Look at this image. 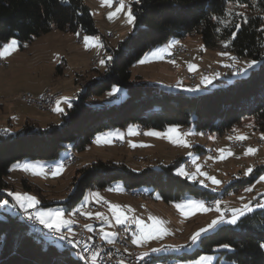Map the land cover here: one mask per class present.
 <instances>
[{
    "label": "trees",
    "instance_id": "trees-1",
    "mask_svg": "<svg viewBox=\"0 0 264 264\" xmlns=\"http://www.w3.org/2000/svg\"><path fill=\"white\" fill-rule=\"evenodd\" d=\"M244 3L253 11L248 23L238 18L227 26L220 22L229 8L237 5L236 0L231 3L226 0L134 3L137 21L133 32L117 48H107L113 59L107 62L100 79L82 86L78 101L67 110L62 123L45 129L27 123L17 133L0 134V264H80L71 247L63 243L61 249L54 243L56 238L51 240L35 233L20 213H12L13 206L9 213L3 212L6 177L15 163L23 160L52 162L59 159L69 145H73L71 151H84L98 134L129 125H138L142 130H166L193 124L198 131L223 133L252 118L264 132V115L261 114L264 109V33L259 31L264 29V0H244ZM213 16L219 17V21L212 19ZM235 23H241V29L233 40ZM54 28L80 33V36L98 34L92 12L83 0L64 3L60 0H0V48L2 43L14 38L23 46ZM195 34L202 37L209 49L228 43L236 56L261 61L260 68L248 79L197 96L172 92L133 78L134 63L148 51L173 38L184 39ZM113 86L124 89L122 102L108 105L90 102ZM173 169L171 166L161 170L148 168L136 173L123 164L94 162L78 172L80 178L76 180L75 192L69 196L68 209L74 208L90 189L111 187L117 181L126 191H143L150 187L165 203L180 201L188 194L205 201H214L220 196L192 185L175 175ZM262 241L264 211L257 209L238 226L222 225L203 237L191 257L214 254L218 243H231L235 253L227 250L218 253L227 264L233 259L239 264H264V251L259 248ZM184 257L185 254L181 258Z\"/></svg>",
    "mask_w": 264,
    "mask_h": 264
},
{
    "label": "rangeland",
    "instance_id": "rangeland-1",
    "mask_svg": "<svg viewBox=\"0 0 264 264\" xmlns=\"http://www.w3.org/2000/svg\"><path fill=\"white\" fill-rule=\"evenodd\" d=\"M83 1L92 12L98 34H84V36H80V33L75 34L52 30L47 34L35 38L32 42L26 43L27 47L19 44L17 51L11 53L7 58L0 59V134L17 133L27 123L35 125L38 129H45L51 124L59 125L62 123L63 115L67 114V110L70 109L67 105L63 103L60 105L63 108L62 113H56L52 110V112L43 111L36 105L26 102L24 97L30 96L38 99L49 93L56 97V99H59L61 96H67L70 100L77 102L79 94L82 92V86L91 84L93 78L100 79L105 72L107 63L105 66H100L99 60L105 59L107 61V56L111 55L107 48H117L133 32L134 27L126 24L124 12L119 13L111 21L107 19L108 13L115 11L116 7L119 6V0L118 2L113 0L111 7L102 5L100 0ZM129 3H132L133 7V0H125L126 5ZM229 10L233 13H244L247 17L253 13L249 7L240 8L237 5L231 6ZM238 18L240 17L229 16L227 13L220 23L225 25L226 22L227 25H230ZM80 37L82 38L81 40ZM85 37L92 38L87 47H85ZM10 41L11 39L2 43L0 51ZM97 41L104 47H97ZM172 41H179L180 46H183L190 56L182 54L174 59L164 57L162 60H156L150 55L151 52L157 51L154 50L157 49L156 47L148 51L141 58L144 59L147 55L148 62L144 64L137 62L135 64L132 69L133 78L135 79L137 75H140L146 78V80L141 78L145 82L158 83L172 92H182L188 96H197L193 94L199 93H189L184 91V89L199 85L204 75H213L216 72L220 73L219 79L213 80L212 84L208 85V87L212 85L218 86L219 83H222L220 86H229L230 84H234L237 79H248L252 72L258 70L261 66V61H259L245 75H232L231 69L223 67V65L229 64L231 61L219 55V53L227 51L229 55L236 56L230 50V47H223L225 43L220 44L216 49H209L198 34L184 39L173 38ZM238 58L237 68H243L246 61L252 60L250 58ZM173 60L175 63L169 62ZM191 62H196L198 66L197 71L189 72L188 66L184 65ZM193 77H196V79ZM112 88L124 90L119 86H113ZM201 88H203L202 85ZM111 90L90 100V102L100 104L98 100H103L108 104H118L124 100L125 91L120 98L112 97L113 95L109 96L108 93ZM201 91L204 90L202 89ZM248 125H254V127H249ZM129 127L135 128L138 134L129 136L125 144H123L124 146L116 145L115 141L121 140L115 138L110 145L102 144L98 146L93 141L94 143H91L86 150L75 152L77 157L75 163L67 166L64 165L63 172L57 177H51L49 169L53 168L56 164H63V157L69 154L73 149V145H69L60 158L52 162L23 160L15 163L10 169V174L6 177L8 186L4 188L3 193L6 195L4 199H7L9 204L2 206L3 212L9 213L13 204L19 207L12 197L8 196L9 192L26 193L34 195L40 203L33 208L27 209V211L19 207L22 212L34 211L36 213L37 211L47 212L49 210L55 212L59 210L64 212L63 219L74 221L71 225L72 228L75 225L91 224L94 231L97 230L99 234V229L104 228L106 232H115L118 235L116 227L119 226L110 228L107 223H103L95 218H86L76 212L78 208L84 212L91 211L93 217L95 212H102L105 214L106 219L114 225L108 205L115 204L130 217L136 216L137 218L144 219L146 223L150 224L151 220L149 218L153 216L163 221L168 233L167 235L162 239L149 241L144 247L136 246L141 253L151 252L152 248L164 246L172 248V251H168L167 247L166 251L151 254L150 256L155 259L152 264H164L163 260L170 256L173 258L172 262L174 264H193L196 259L202 256L191 257L199 249L201 241L196 245H191L190 238L196 231L202 227H206L211 220L215 219L217 213L214 210L206 214L196 212L186 217L181 215L179 210L175 208V203L203 199H198L188 194L180 201L165 203L158 194H153V189L150 187L143 189V192L149 196L148 198H137L127 195V191L123 188L122 183L117 181L111 187H94L90 189L86 196L74 208L69 210L67 202L69 196L75 192L76 180L80 178L78 172L94 162L123 164L136 173L148 168L161 170L162 167L171 166L174 168L173 173L175 175H177L180 167L185 168L189 173H193L196 167L199 166L202 172L215 177L222 183L217 186L213 185L211 181L205 180V183L208 184V187L205 188L198 182L199 180H204V177H198L197 182L188 180L185 177L182 178L203 191L219 194L220 196L217 199L222 201V209L239 208L243 203L253 201V197H256L258 200H264V181L259 180L261 176H264V140L260 139L261 134H264V132L257 128L252 118L246 119L240 126L235 127V131L232 129L223 133L198 131L193 124L184 128L175 127L180 134L190 133V135L183 137L190 147L173 145L167 138H156L145 135L148 131L167 132V129H144L143 132L139 129L140 126L138 125H129ZM120 130V128H117L116 131ZM110 132L112 130H106L99 135H107ZM238 135L248 138L244 141L228 139L230 136L235 137ZM123 139H125V132L123 133ZM132 144L137 145V147L133 148ZM249 147L256 149V152L245 155L244 153ZM221 150L224 151L226 157L223 160L220 159ZM229 151L233 153L232 156H227V152ZM187 162L191 163V170L185 165ZM26 163L43 164L46 172L49 174L46 176H33L30 172H24L22 166ZM249 167L253 171L245 175ZM248 187H251L253 191H245ZM227 190L229 191L226 192ZM93 193H99V202H97ZM103 201H107L108 203L106 204ZM203 201L207 205L206 201ZM212 203L214 202L208 204ZM253 204H255V201H253ZM91 205L97 206V209H92ZM42 226L45 227L44 225ZM132 227L135 226L133 225ZM64 230L66 231L67 229L62 228L61 231ZM85 232L87 234L93 233ZM209 234L211 232L207 233L204 237ZM117 235L115 236V241ZM100 240L103 242L101 237ZM54 243L59 248H64L61 240L57 239ZM106 244L108 248L115 245V243ZM177 247H180V250L174 251L173 249ZM129 251L131 250L129 249ZM214 252V254L203 255L213 256L214 260L212 264H220V261H224L219 258V254L215 249ZM183 254L186 255L185 258H181ZM176 256H179V258H175ZM224 264L227 263L224 261Z\"/></svg>",
    "mask_w": 264,
    "mask_h": 264
},
{
    "label": "snow or ice",
    "instance_id": "snow-or-ice-1",
    "mask_svg": "<svg viewBox=\"0 0 264 264\" xmlns=\"http://www.w3.org/2000/svg\"><path fill=\"white\" fill-rule=\"evenodd\" d=\"M66 0H60V3H64ZM102 5H106L108 7L112 6L113 0H100ZM133 2L137 5L142 4L143 0H133ZM226 3H231V0H226ZM237 7L245 8L248 7L247 4L244 3V0H236ZM124 12V18L126 20V24L131 27H135V23L137 21V16L135 15V12L132 7V3L125 4V0H119V6L116 7L115 11L109 12L107 19L109 21L113 20L114 17H117L119 13ZM229 16H235L240 17L241 21L243 23H248V17L244 13L240 12H231L229 10L228 12ZM212 19L218 20L219 17L213 16ZM225 26H227V23L225 22ZM235 31L232 32V39H235V35L237 32L241 29V23H235L234 24ZM260 32L264 33V29H260ZM35 37H33L34 39ZM92 38L85 37V47L89 45V41ZM174 43H179V41H176ZM97 47L103 48L104 46L102 44H99L97 41ZM24 47H27V45H24ZM172 47L171 45L168 48L160 49L158 51L151 52L150 55L153 57V59L156 60H162L164 58L165 53H169V48ZM224 48H228L229 44L225 43L223 45ZM19 48V42L17 39H11L9 43H7L3 50L0 51V59L7 58L11 53L17 51ZM170 54V53H169ZM222 57H226L231 63L223 65L225 68H229L232 70V75H245L248 70L252 69L254 66H256L259 61L256 59H252L250 61L245 62V66L243 68H237L236 64L238 62V57L231 56L227 51L219 53ZM113 57L111 55L107 56V61H111ZM107 61L105 59H100L99 64L100 66H105ZM148 62V56L146 55L144 59H141L139 61L140 64H144ZM170 63H175V61H169ZM198 70V66L195 64L188 65V71L189 72H195ZM220 73L216 72L213 75H204L200 81L199 85L187 87L184 89V91H187L189 93H196L202 90L201 85L206 88L208 85L212 84L213 80L219 79ZM119 89L112 88V90L108 93L109 96L114 95L117 93ZM67 105L68 108H72L73 104L69 97L67 96H61L59 99L55 100V107L53 108V111L56 113H62L63 108L60 107L61 104ZM261 114L264 115V109H261ZM249 127H254V125H248ZM6 131V130H5ZM235 131V129H233ZM137 131L135 128H129L128 129V135L129 136H135L137 135ZM145 135L150 137H156V138H167V140L173 144L178 145L182 147H190V145L187 143L183 137L190 135V133H182L180 134L178 132V129L175 127H171L167 129V132H161V131H148L145 133ZM123 139V133L116 131V132H110L107 135H98L95 137V143L99 145H110L113 142V139ZM248 137L238 135L235 137L230 136L228 139H235L237 141H244ZM261 140H264V134H261L260 137ZM133 148L137 147V145L132 144ZM144 146V145H141ZM256 152V149L254 148H247L245 155L254 154ZM233 153L231 151L227 152V156H232ZM224 151L221 150L220 159H225ZM195 163V161H193ZM22 169L24 172H30L33 176H46L49 173L46 172V168L43 164H31L26 163L22 166ZM64 170L63 164H56L50 171L51 177H57L60 175ZM253 171L251 167H249L245 175L250 174ZM178 176L185 177L188 180H191L193 182H197L198 177H204V180H199L198 182L202 187L207 188L208 184L205 183V180L211 181L213 185H220L222 182L215 177L209 176L207 173L202 172L200 170V167L197 166L195 169V172L189 173L185 170V168L180 167L177 172ZM260 181H264V176H261L259 178ZM259 182V181H258ZM215 191V189H213ZM247 192H252L253 189L251 187H248L245 189ZM8 196L12 197V199L16 202L17 205H19L20 208L27 209L33 208L37 204L40 203V201L34 196L29 194H21L18 192H9ZM93 196L96 198L97 202L100 201V195L99 193H93ZM243 199V197H241ZM253 201H255V204H253ZM253 201H248L247 203H243L241 207L234 208V209H227L221 207L222 201L217 199L214 201V203L206 205L203 200H191V201H185L183 203H175V208L179 210L181 215L183 216H190L196 212L200 213H209L211 211H215L217 213V217L213 220H211L206 227L200 228L198 231H196L190 238V244L196 245L201 240L202 237H204L209 232H215L218 228H220L221 225L230 226V227H236L238 226L242 219L249 216L250 214L254 213L257 209L264 211V200H258L256 197H253ZM104 203H108L107 201H103ZM9 204V201L7 199H4L2 201V206H7ZM109 211L111 212L112 218L114 220V225L109 222L105 214L102 212H95L94 217L93 213L91 211L84 212L80 208L76 210L77 213H80L82 216H85L86 218H95L103 223H107L108 226L111 228L113 226H119L123 229L125 233L131 231V237H130V243L134 246L138 247H144L147 245V243L151 240H158L162 239L165 235H167V231L164 227V223L162 220L156 219L154 216L150 217L151 223H146L144 219L137 218L136 216H129L125 211L121 210V208L118 205L115 204H109ZM131 211V209H129ZM35 219L39 221L40 224L44 225L47 229L54 231L57 234V238L61 241H64L67 245L71 246V249L73 250V255L75 256L76 260L80 262V264H108V261L111 259V256H109L107 259H104L100 255V250L95 248L93 245H89L87 243L81 244V240L77 237L76 233L72 230L71 225L74 223V221L70 219H63L64 212L62 211H37L35 214ZM32 217L29 216V219ZM135 226L134 229L132 226ZM62 228H66L67 232L61 231ZM84 229L91 233L94 231V228L91 224H85ZM100 234L102 235L103 240L108 244H114L115 243V236L117 233L115 232H106L104 228L99 229ZM89 239H92L91 236L88 237ZM168 246L159 247V248H152L151 252H142L140 253L136 259L141 262V264H144L145 260L150 257L151 254L159 253L161 251H166ZM183 247V246H181ZM243 247V245H241ZM259 248L264 251V241L260 242ZM174 251H179L180 247H177L173 249ZM221 250H227L228 252L235 253L236 249L231 243H218L216 245L215 251L217 253H220ZM127 251V249H125ZM128 255H132V253H128ZM214 260L213 256H207L202 255L199 257V259H196L193 264H212ZM116 264H127L125 260H117ZM133 264L135 262L133 261ZM220 264H224V261H220ZM231 264H239V262L235 259L231 261Z\"/></svg>",
    "mask_w": 264,
    "mask_h": 264
},
{
    "label": "bare ground",
    "instance_id": "bare-ground-1",
    "mask_svg": "<svg viewBox=\"0 0 264 264\" xmlns=\"http://www.w3.org/2000/svg\"><path fill=\"white\" fill-rule=\"evenodd\" d=\"M82 38L80 37V40ZM182 54H186L188 56H190L184 49L183 46H177L176 48L172 49V53H171V56H172V59L176 58L177 56H180ZM194 79H196V77H193ZM53 99V101H52ZM24 100L30 104H34L36 105L37 107H39L41 110L43 111H51L54 104H55V100H56V97L50 95L49 93L48 94H45L41 97H39L38 99H34L30 96H25L24 97ZM40 103H43V104H49L48 105V108L43 105V104H40ZM141 128V127H140ZM139 128V129H140ZM141 131L144 132V129H140ZM208 131V130H207ZM206 132V131H205ZM209 132V131H208ZM142 133V132H141ZM210 133V132H209ZM2 134H5V133H2ZM116 145L118 146H121L122 145V142L121 141H118V143H116ZM70 158H73V161L70 162ZM77 160V157H76V153L74 151H71V153L68 155L67 158H65L63 160V164L64 165H72L75 163V161ZM67 162H69L67 164ZM188 166H191V163L187 162ZM127 195L129 196H133V197H144L146 198V194H137L135 195L133 193V191H127ZM12 213H20L23 217V219L26 221V223L32 227V229L34 230L35 233L39 234L40 236L42 237H47V238H56L58 239L55 235L51 234L50 232L44 230V228L42 226H40L38 223H36L35 221H32L31 219H29L27 216H25L21 211L20 209H18L17 207H13L12 208ZM81 226V225H80ZM82 227V226H81ZM83 228V227H82ZM83 231H84V237L85 239L87 240V242H94V245H95V248L99 249L100 250V255L101 257H103L104 259H107L109 256H111V259L109 261H114L115 260V249L114 248H108L106 247V245L104 244V242H102L100 240V237L101 235L99 233H97V230H95L93 232V234H87L83 228ZM76 235L77 237H79V229H76ZM91 236L92 239H89L88 237ZM121 239H128V232L125 233V232H121ZM51 240H54V239H51ZM54 241H57V240H54ZM63 242V241H62ZM65 243V242H63ZM66 244V243H65ZM67 245V244H66ZM131 251H129L130 253H132L131 256H136L137 255V250L136 248H129ZM172 248H169V250H171ZM172 251V250H171ZM170 251V252H171ZM168 252V251H167ZM141 253V252H140ZM130 256V255H129ZM179 258V256H176ZM153 259L154 258H148L145 260L144 264H152L153 263ZM164 264H174L172 262V258L171 256L169 258H165L164 260Z\"/></svg>",
    "mask_w": 264,
    "mask_h": 264
},
{
    "label": "built area",
    "instance_id": "built-area-1",
    "mask_svg": "<svg viewBox=\"0 0 264 264\" xmlns=\"http://www.w3.org/2000/svg\"><path fill=\"white\" fill-rule=\"evenodd\" d=\"M116 2H118V0H116ZM167 58H172L171 54L167 57ZM53 101V99H52ZM40 104H43V103H40ZM45 105L47 108H48V105L49 104H43ZM116 143H118V141H116ZM73 161V158H70V162ZM69 162H67L68 164ZM64 165V164H63ZM185 165H187V168L189 170L192 169V166H188L187 163H185ZM127 191H133V193L135 195L137 194H144L143 191H138V190H127ZM215 201V200H214ZM214 201H206L207 205H209L208 203H211V202H214ZM15 207H17L15 204L13 205ZM92 209H97V206H94V205H91L90 206ZM19 209V207H17ZM90 208V209H91ZM22 212V211H21ZM25 216H27L29 218V216H31V220L32 221H35L36 223H38L40 226H42L38 220L35 219V213L34 211H28V212H22ZM43 227V226H42ZM44 230L50 232L51 234L55 235L57 237V234L54 232V231H51L45 227H43ZM117 228V232H118V235H117V239L115 241V245L112 247L115 249V260L114 261H108V264H116L117 260H125L127 262V264H133V261L135 262V264H141V262L139 260L136 259V257L140 254V250L132 245L130 243V237H131V231L128 232V239H121V232H124L123 229L121 227H116ZM76 229H79V239L81 240V244H84V243H87L89 245H94V242H87V240L85 239L84 237V231H83V228L79 225L76 227ZM134 229V227H133ZM98 233V231H97ZM64 242V241H63ZM69 246V245H68ZM71 247V246H69ZM129 248H137V255L136 256H129L128 253H129ZM125 249H127V251H125ZM183 250V249H181ZM168 251H169V247H168ZM151 257V256H150ZM149 257V258H150ZM148 259V258H147ZM170 264V263H168Z\"/></svg>",
    "mask_w": 264,
    "mask_h": 264
},
{
    "label": "crops",
    "instance_id": "crops-1",
    "mask_svg": "<svg viewBox=\"0 0 264 264\" xmlns=\"http://www.w3.org/2000/svg\"><path fill=\"white\" fill-rule=\"evenodd\" d=\"M53 30H57V29L54 28ZM170 45L172 46V47L169 48V53L171 54L172 49L176 48L178 45H180V43H174L172 40H170V41H168L167 43L161 45V47H159V48L157 47V49H154V50H157V51H158V50H160V49L168 48ZM169 53H165V54H164V57H168V56L170 55ZM168 59H169V58H168ZM137 62H139V61H137ZM137 62H136V63H137ZM136 63H134L133 67L135 66ZM188 64H189V65H190V64H195V65H197L196 62H191V63H188ZM188 64L186 63V64H184V65H185V66H188ZM133 67H132V69H133ZM131 71H132V70H131ZM132 76H133V71H132ZM136 77H137V78L140 77V78H143L144 80H146V78H144L143 76H140V75H137ZM92 80H97V78H95V79L93 78ZM77 81H78V80H77ZM235 81H236V82H234V84L237 83V82H239L240 80L237 79V80H235ZM150 84L157 85V86H159L160 88L167 90V88L161 86V85L158 84V83H153V82H152V83H150ZM220 85H222V83H219L218 86H215V85L213 86V85H212V86H209V87L207 86L206 88L203 87L202 89H203L204 91H199V92H196V93L204 94V93L212 92L213 90H215V89H217V88L224 87V86H220ZM230 85H231V84H230ZM169 91H171V90H169ZM123 94H124V91L121 90V89H119V91H118L117 93H115L112 97H120V98H121V97L123 96ZM199 94H193V95H199ZM71 102L74 103L75 101L71 100ZM98 102H100V104H102V105H108V103H106V102L103 101V100H102V101H99V100H98ZM54 107H55V104H54L53 108H54ZM52 111H53V109H52ZM52 111H51V112H52ZM64 115H65V114H64ZM64 115H63V116H64ZM129 128H130L129 126L126 127V128H124V129H121V128H120L121 130H120L119 132H121V133H124V132H125V139L121 140V142L123 141V142H122V146H124L123 144H125V141L129 138V135H128V133H127ZM257 128H258V127H257ZM109 130H112V132H116L117 128H110ZM123 130H124V131H123ZM98 135H99V134H98ZM98 135H97V136H98ZM93 141L95 142V139H94ZM93 141H92V143H94ZM115 144H116V141H115ZM68 155H69V154H66V155L63 157V160H64L65 158H67ZM50 166H51V165H50ZM51 169H52V168H50L49 171H51ZM198 199H200V198H198ZM49 206H50V205H49ZM20 211H21V210H20ZM34 213H35V212H34ZM81 226L84 228V225L81 224ZM221 226H222V225H221ZM76 227H77V226L75 225V226H73V228H72V230H73L75 233H76ZM84 230H85V229H84ZM66 231H67V230H66ZM66 231L64 230L63 232H66ZM85 231H86V230H85ZM92 234H93V233H92ZM89 235H90V234H89ZM101 239L103 240L102 236H101ZM61 242H62V241H61ZM103 242H104V244L106 245V247H108L107 244H106V242H105L104 240H103ZM61 244L63 245V242H62ZM171 258H172V257H171ZM175 258H178V257H175ZM184 258H185V257H184ZM172 259H173V258H172Z\"/></svg>",
    "mask_w": 264,
    "mask_h": 264
}]
</instances>
